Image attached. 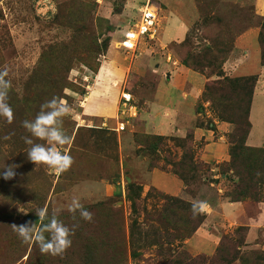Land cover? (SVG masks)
I'll return each mask as SVG.
<instances>
[{"label":"rangeland","instance_id":"1","mask_svg":"<svg viewBox=\"0 0 264 264\" xmlns=\"http://www.w3.org/2000/svg\"><path fill=\"white\" fill-rule=\"evenodd\" d=\"M148 1L0 0L13 109L11 122L0 117V168L17 165L15 178H0V264H264V89L257 94V75L230 77L224 63L243 61L236 40L259 28L264 64V0H151L156 34L127 52L119 43ZM186 8V38L169 43L170 14ZM107 76L116 79L104 84ZM103 87L133 95L125 131L120 102L113 118L82 114ZM53 96L72 109L62 125L72 142L61 149L73 165L60 175L28 161L23 139L22 122ZM73 196L91 222L67 210ZM197 200L208 207L194 216ZM41 207L75 226L62 255L13 230ZM202 235L207 252L195 245Z\"/></svg>","mask_w":264,"mask_h":264},{"label":"clouds","instance_id":"2","mask_svg":"<svg viewBox=\"0 0 264 264\" xmlns=\"http://www.w3.org/2000/svg\"><path fill=\"white\" fill-rule=\"evenodd\" d=\"M8 69L0 70V117L9 122L13 119V109L7 103L8 90L11 80ZM72 109L62 97L53 96L40 105L39 112L34 119L24 120L22 127L30 133L25 136L24 143L28 145L27 159L35 165L43 164L60 175L68 171L73 165V158L61 146L70 144L71 137L62 128L63 118L71 113ZM7 138V137H6ZM37 141L44 143L34 142ZM17 165H5L0 168V178L11 180L16 177ZM208 207L206 201L197 200L192 203L191 211L195 216L203 213ZM69 212L79 214L80 218L91 222L92 213L84 207L81 198L73 196L67 206ZM59 209L49 211L47 207L38 208L35 212L37 219L29 220L19 225L13 224V230L22 243L35 244L42 254L62 255L72 244L71 236L74 228H69L60 218Z\"/></svg>","mask_w":264,"mask_h":264},{"label":"crops","instance_id":"3","mask_svg":"<svg viewBox=\"0 0 264 264\" xmlns=\"http://www.w3.org/2000/svg\"><path fill=\"white\" fill-rule=\"evenodd\" d=\"M190 11L191 13H188V8H186V11L182 12L183 16L179 15L180 12L178 14L177 12H172L170 14V25L168 27H171V28L168 31V34L166 35L168 38L169 37L171 38V40H169V43L170 42L180 43L186 38V35H187V28H186L187 19L186 18H189V15H192L194 10L193 11L190 10ZM258 29L259 28L249 29L241 35L239 40H236L234 47L235 49H239L244 52L242 56L244 59L243 61L241 57H230L229 59H227L226 62H224L225 64L231 63L230 68L232 69V71H230V73L228 74L230 75V77L235 78V77L253 76V75H257V77L259 76L257 80V85H256L257 94L260 89H264L263 88L264 64L261 63L260 54L256 50L258 37H259ZM162 43H164L163 38H162ZM172 60H175V59L172 58ZM175 61L177 62V66L175 65L176 67L174 66L173 68L171 67V63L165 62L168 64L171 74L177 73L180 67L178 63L179 61L177 60ZM223 70L224 72H226L227 69L224 68ZM184 74L187 75V73H184ZM113 79H116V76L104 77L103 78L104 84H109L110 81ZM257 94L255 95V98ZM95 101L98 104V107L93 109L92 111H87L86 109L83 108L84 106H82L81 107L82 114L87 115V116L93 115L96 117H102V118L109 119V118H113L114 115H117V112H118L117 107L119 106V102L121 101V95L119 97V92L116 88H111L110 91H106V87H103L97 90ZM256 106H257V102L253 101V104H252L253 109ZM121 121H123V118L121 119ZM125 122H126V127H127L130 122H128V119H126ZM251 137H254V136L251 135ZM221 207L224 212L228 210L226 205H222ZM202 232H203L202 229L199 230L197 232V235L202 234ZM196 238L197 237H195V239ZM207 244H208L207 237L203 235L198 241L195 242V245L197 246V248L201 249L202 251H206V252H207Z\"/></svg>","mask_w":264,"mask_h":264},{"label":"built area","instance_id":"4","mask_svg":"<svg viewBox=\"0 0 264 264\" xmlns=\"http://www.w3.org/2000/svg\"><path fill=\"white\" fill-rule=\"evenodd\" d=\"M158 21V8L154 6L153 2L149 0L143 4L139 9L138 22L130 26V30L126 33L124 41L119 43L127 52L134 51L139 44L144 39H151L156 34V26ZM168 63L173 62L172 56L166 58ZM176 63V62H174ZM121 110L124 118L123 121L118 123V130L125 131L126 129V119L133 118L136 114L135 106L133 104V95L131 93L123 91L121 93ZM135 113V114H134ZM105 126V124H104Z\"/></svg>","mask_w":264,"mask_h":264},{"label":"bare ground","instance_id":"5","mask_svg":"<svg viewBox=\"0 0 264 264\" xmlns=\"http://www.w3.org/2000/svg\"><path fill=\"white\" fill-rule=\"evenodd\" d=\"M128 31H129V29H128ZM128 31L126 30V31L124 32V34L127 33Z\"/></svg>","mask_w":264,"mask_h":264}]
</instances>
